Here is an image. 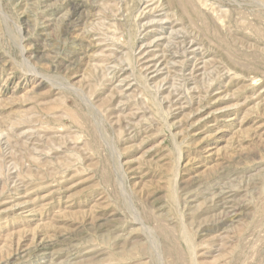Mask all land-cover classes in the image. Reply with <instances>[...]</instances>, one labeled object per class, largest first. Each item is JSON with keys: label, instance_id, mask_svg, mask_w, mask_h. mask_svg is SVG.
Returning a JSON list of instances; mask_svg holds the SVG:
<instances>
[{"label": "rangeland", "instance_id": "374dc122", "mask_svg": "<svg viewBox=\"0 0 264 264\" xmlns=\"http://www.w3.org/2000/svg\"><path fill=\"white\" fill-rule=\"evenodd\" d=\"M0 264H264V0H0Z\"/></svg>", "mask_w": 264, "mask_h": 264}, {"label": "bare ground", "instance_id": "6f19581e", "mask_svg": "<svg viewBox=\"0 0 264 264\" xmlns=\"http://www.w3.org/2000/svg\"><path fill=\"white\" fill-rule=\"evenodd\" d=\"M157 39H155V41H156ZM151 44V43H150ZM152 45V44H151ZM154 46V45H153ZM147 54V53H146ZM148 56V55H147ZM154 57V56H153ZM152 58V57H151ZM155 58V57H154ZM168 59V58H167ZM171 59V58H170ZM150 60V59H149ZM167 61H169V60H167ZM171 63V62H170ZM154 64V63H153ZM150 66V65H149ZM153 66V65H152ZM171 66V65H170ZM168 68V67H167ZM147 69V68H146ZM149 69V68H148ZM226 197V196H225ZM229 199V198H228ZM231 199V198H230ZM224 204V203H223ZM228 204V203H227ZM228 205H230V204H228ZM224 207V206H223ZM225 207H227V206H225ZM236 207V206H235ZM231 209V208H230ZM235 211V210H234ZM238 211V210H237ZM228 212V211H227Z\"/></svg>", "mask_w": 264, "mask_h": 264}]
</instances>
